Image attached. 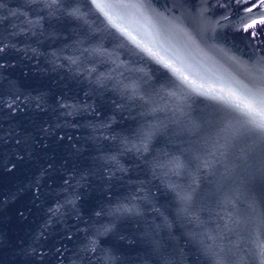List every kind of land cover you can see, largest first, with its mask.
I'll return each mask as SVG.
<instances>
[{"label": "water", "instance_id": "1", "mask_svg": "<svg viewBox=\"0 0 264 264\" xmlns=\"http://www.w3.org/2000/svg\"><path fill=\"white\" fill-rule=\"evenodd\" d=\"M257 4L258 0H253V12H248L243 0H111L110 14L115 24L138 38L146 32L155 36L159 31L154 50L163 54L159 48L163 44L168 49L165 59L180 66L189 81L219 87L233 79L246 81L255 60L264 56V33L260 32L264 25L257 23L248 29L258 33L255 43L250 42L247 33L232 27L240 16L259 20L264 6ZM41 7L29 0H0V43L8 47L0 53V264H80L74 253L58 255L61 244L82 247L85 237L91 235L86 222L92 209L102 201L105 207L109 200L114 205L117 199L136 191L141 181H152L145 187L151 188V194L157 197L154 203L170 219L174 208L159 181L141 172L133 156L123 153L119 143L111 139L131 136V130L138 126V113L117 103L121 98L112 89H100L94 81L70 70L67 57L83 33L71 20L45 22L43 30L29 24L45 15ZM201 13L209 26L206 34L197 29ZM97 16L106 23L102 13ZM178 25L187 31H198L197 39L203 43L186 50ZM119 38L120 33L113 27L106 47L110 51L119 49ZM132 47L139 51L135 45ZM119 57L127 62L124 51H119ZM138 59L153 81L166 84L170 78L180 79L146 54ZM88 66L114 75L123 70L112 63ZM194 100L199 101L191 110V118L196 120L212 101L195 93ZM250 143L235 148L231 159L238 165L243 164L239 158L249 151ZM164 146L163 138L153 145L154 149ZM106 154L117 155L120 165L128 169L117 173L122 179L106 178L114 169L111 162L101 159ZM65 180L78 186V209L66 205L59 214L49 213L50 207L65 202ZM139 195L143 197L146 192ZM245 209L248 205L242 201L240 210ZM145 215L148 221L161 223L150 207L145 208ZM211 219L215 227L216 219ZM143 230L144 225L136 219L120 222L117 233L123 232L129 240L121 242L119 235L106 236L101 238L106 242L102 246L118 249L116 254L125 264H159L149 255L150 246L141 236ZM172 232L175 242H167L168 251L178 247L184 253V264H200L185 230L174 225ZM65 234L73 240L69 242ZM161 236L166 238L167 233Z\"/></svg>", "mask_w": 264, "mask_h": 264}, {"label": "snow or ice", "instance_id": "2", "mask_svg": "<svg viewBox=\"0 0 264 264\" xmlns=\"http://www.w3.org/2000/svg\"><path fill=\"white\" fill-rule=\"evenodd\" d=\"M231 2L241 3L242 0ZM243 2L248 4L247 11L253 12V0ZM29 3L42 6L45 15L29 21L41 30L45 22L60 20H71L79 26L83 35L78 37L72 54L67 57L70 70L94 81L100 89H112L121 98L117 103L138 113V126L131 130V136L111 139L119 143L123 153L133 156L141 172L146 171L153 180L159 181L174 204L170 219L169 214L154 203L157 197L151 194V188L145 187L152 181H141L136 191L117 199L114 205L109 200V206L105 207L102 201L93 208L86 222L91 233L85 237L86 243L79 249L75 245L61 244L58 255L74 253L80 258V264H125L116 254L118 249L103 247L106 242L101 238L119 235L121 242L128 241L129 237L123 232L117 233V225L136 219L144 225L141 236L150 246L149 255L159 264H184V253L178 247L168 251L167 242H175L174 225L185 230L188 244L195 247L200 264H264V56L255 60L246 81L233 79L219 87L196 85L194 80L189 81L180 66L165 59L168 49H164L163 44H159L163 54L161 50H154L159 43L156 39L159 31L155 36L146 32L138 38L127 28L115 24L110 14L111 0H29ZM259 6H264V0H258ZM97 13L105 16L106 23L99 20ZM257 23L264 25V12L259 20L240 16L236 25L229 26L247 33L250 42L255 43L258 33L248 29L255 28ZM113 27L120 33V47L110 51L106 42ZM177 28L186 50L203 43L197 39L198 31H187L179 25ZM208 28L206 16L201 13L197 29L206 34ZM260 32L264 33V27ZM6 50L8 47L0 43V53ZM119 51H124L126 63L120 60ZM144 54L171 69L180 79L170 78L166 84L153 81L139 66L142 61L138 57ZM104 63L123 70L114 75L88 66ZM194 93L208 96L212 101L196 120L191 118L193 104L199 103L194 100ZM161 138L165 146L154 149V143ZM249 141V151L239 158L243 164L238 165L231 159L234 150ZM98 150L103 152L104 148L98 147ZM101 159L114 165L106 177L109 181L122 179L117 173L128 171L120 165L117 155L106 154ZM240 167L242 171L238 172ZM65 184L64 204L50 207L49 213L59 214L66 205L78 209V186L68 180ZM141 191L146 195L141 197ZM242 201L248 205L243 212L240 210ZM146 207L151 208L161 223L147 220ZM211 218L216 219L215 227ZM80 220L83 221V217ZM163 232L167 233L166 238L161 236ZM65 238L69 242L73 240L70 234H65Z\"/></svg>", "mask_w": 264, "mask_h": 264}]
</instances>
